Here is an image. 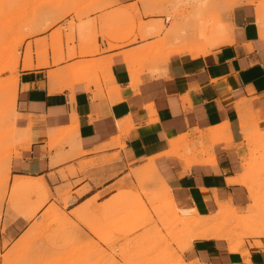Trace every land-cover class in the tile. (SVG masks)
<instances>
[{
	"label": "crops",
	"instance_id": "0c3cea01",
	"mask_svg": "<svg viewBox=\"0 0 264 264\" xmlns=\"http://www.w3.org/2000/svg\"><path fill=\"white\" fill-rule=\"evenodd\" d=\"M140 1L110 0L93 14L101 33L91 48L81 46L77 36L73 50L64 45L59 56L48 50L39 59L35 40L44 35L31 40L17 68L16 124L25 137L11 158L10 186L17 181L14 192L32 190L19 181L37 182L38 192L49 187L48 206L57 192L69 191L75 199L69 210L79 219L82 205L92 198L101 208L110 207L118 189L132 186L134 171L159 179L160 197L170 190L179 206L194 207L199 215L214 213L227 199L243 207L246 190L239 178L247 147L242 125L252 115L264 127L259 2L236 7L230 25L220 24L226 42L206 45L191 35L178 47L191 43L205 46L204 51L162 59L142 53L169 28H150L165 18L149 14L157 1ZM130 12L142 21L141 28L121 39L102 34ZM74 34L72 28L68 38ZM50 35L61 45V30ZM220 127L225 132L218 140L213 131ZM182 137L188 139L184 149ZM258 240L261 246L253 244ZM241 248L247 252L198 238L185 249L195 264H264L263 238Z\"/></svg>",
	"mask_w": 264,
	"mask_h": 264
},
{
	"label": "rangeland",
	"instance_id": "374dc122",
	"mask_svg": "<svg viewBox=\"0 0 264 264\" xmlns=\"http://www.w3.org/2000/svg\"><path fill=\"white\" fill-rule=\"evenodd\" d=\"M155 1L149 14L165 19L152 22L150 28L169 29L148 44L152 50L142 55L162 59L204 51L205 46L191 43L178 47L191 35L206 45L226 42L220 24L230 25L231 12L238 6L256 7L259 2L258 11L264 16V0ZM109 4L110 0H0V264H195L185 248L198 238L224 241L234 252H247L241 248L245 242L264 239V127L252 115L242 125L247 147L239 178L246 190L243 207L227 199L218 203L214 213L199 215L194 207L179 206L170 190L160 197L159 179L134 171V183L118 189L110 207L101 208L92 198L82 205L83 219H79L69 210L70 201L75 200L69 191L57 192L55 202L48 206L49 187L47 193L35 189L37 182L19 181L32 190L14 192L17 181L10 186L11 158L25 137L15 115L19 61L39 35H44L35 40L39 59L48 50L59 56L64 45L73 50L77 36L81 46L91 48L101 33L91 16ZM141 22L130 12L113 21L112 32L102 34L121 39L141 28ZM55 28L62 31L61 45L50 35ZM72 28L75 34L70 40ZM171 33L174 37L169 40ZM141 66L142 62L136 71ZM93 72L96 78V69ZM224 132V127L217 128L213 136L220 140ZM182 138L184 149L188 139ZM253 244L261 246L259 240Z\"/></svg>",
	"mask_w": 264,
	"mask_h": 264
},
{
	"label": "bare ground",
	"instance_id": "6f19581e",
	"mask_svg": "<svg viewBox=\"0 0 264 264\" xmlns=\"http://www.w3.org/2000/svg\"><path fill=\"white\" fill-rule=\"evenodd\" d=\"M203 198V197H202ZM70 202H73V200H71Z\"/></svg>",
	"mask_w": 264,
	"mask_h": 264
},
{
	"label": "built area",
	"instance_id": "2783aa9c",
	"mask_svg": "<svg viewBox=\"0 0 264 264\" xmlns=\"http://www.w3.org/2000/svg\"><path fill=\"white\" fill-rule=\"evenodd\" d=\"M168 20V19H167ZM70 203H72V202H70Z\"/></svg>",
	"mask_w": 264,
	"mask_h": 264
}]
</instances>
